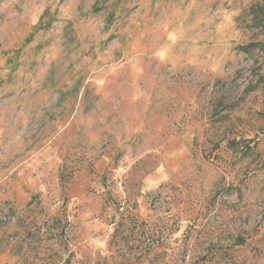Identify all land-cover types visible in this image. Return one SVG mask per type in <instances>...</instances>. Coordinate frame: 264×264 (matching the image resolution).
I'll return each mask as SVG.
<instances>
[{
	"label": "rangeland",
	"instance_id": "1",
	"mask_svg": "<svg viewBox=\"0 0 264 264\" xmlns=\"http://www.w3.org/2000/svg\"><path fill=\"white\" fill-rule=\"evenodd\" d=\"M253 8L0 0V264H264Z\"/></svg>",
	"mask_w": 264,
	"mask_h": 264
},
{
	"label": "trees",
	"instance_id": "2",
	"mask_svg": "<svg viewBox=\"0 0 264 264\" xmlns=\"http://www.w3.org/2000/svg\"><path fill=\"white\" fill-rule=\"evenodd\" d=\"M253 14H255V20H254V27L255 28H259L261 30L264 31V23L260 20V18L258 17V14H257V11L255 8H253ZM241 51H244L246 53H249L251 51H254V50H259V51H262L264 52V42H259V43H252V44H249L245 47H241L240 48ZM244 141H236V140H233V141H230L228 144H229V147L232 148L233 150H238L239 146L241 143H243ZM244 149H245V154L247 153V151L250 149V147L247 145V143H245L244 145Z\"/></svg>",
	"mask_w": 264,
	"mask_h": 264
}]
</instances>
